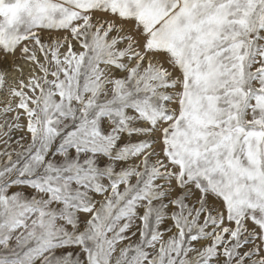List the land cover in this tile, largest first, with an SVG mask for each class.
Instances as JSON below:
<instances>
[{
	"label": "snow or ice",
	"instance_id": "1",
	"mask_svg": "<svg viewBox=\"0 0 264 264\" xmlns=\"http://www.w3.org/2000/svg\"><path fill=\"white\" fill-rule=\"evenodd\" d=\"M0 264H264V0H0Z\"/></svg>",
	"mask_w": 264,
	"mask_h": 264
}]
</instances>
